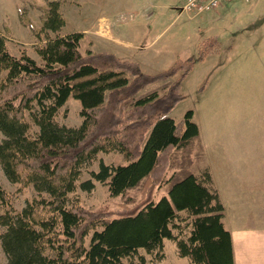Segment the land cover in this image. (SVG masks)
Listing matches in <instances>:
<instances>
[{"label": "trees", "instance_id": "16d2710c", "mask_svg": "<svg viewBox=\"0 0 264 264\" xmlns=\"http://www.w3.org/2000/svg\"><path fill=\"white\" fill-rule=\"evenodd\" d=\"M42 22V28L32 25L38 35L66 24L58 1L43 8ZM84 38L82 31L57 34L36 47L37 60L26 48L12 53L0 28V164L20 190L33 185L40 195L16 210L0 184V208H8L0 214L7 264H134L123 259L140 248L161 259L165 239H176L179 255L191 264H235L226 208L212 175L206 170L199 178L190 168L204 154L195 111L181 120L169 114L184 98L183 82L195 65L219 53L218 39H205L196 57L147 73L138 61L111 52L83 53ZM161 81L168 83L163 94L145 92ZM71 97L81 105L79 128L55 120ZM28 112L39 128L36 136ZM99 151H119L125 159L92 172L112 196L125 197L117 210L69 201L81 166ZM80 187L94 184L90 179ZM133 189L139 195L129 194ZM180 211L194 217L186 239L172 232ZM138 264L149 263L141 256Z\"/></svg>", "mask_w": 264, "mask_h": 264}, {"label": "rangeland", "instance_id": "374dc122", "mask_svg": "<svg viewBox=\"0 0 264 264\" xmlns=\"http://www.w3.org/2000/svg\"><path fill=\"white\" fill-rule=\"evenodd\" d=\"M51 1L59 2L66 24L57 32L45 30L38 35L32 29V25L37 28L43 27V8ZM185 1L0 0V28L8 37V46L12 53L19 55L21 50L26 48L31 56L39 60L36 47L57 34L84 32L85 38L81 43L83 53L91 49L95 51L108 49L101 45L97 46L96 42L93 43L86 35V32L95 30L101 20L100 17H107L115 22L114 29L128 42L125 58L138 61L144 72L158 73L169 68L179 58L196 57L200 48L201 44L197 42L196 37L184 34L185 28L181 25L189 15L179 10ZM259 4L260 1L255 2L254 7L257 8ZM257 9L259 10V7ZM233 15L227 17L222 27L229 26L230 20H236ZM233 28L229 31L233 32L231 31ZM180 29L182 33L181 31L179 33ZM248 29L251 30V27ZM227 36L226 46L223 48L222 44L216 56L210 55L204 61L198 62L185 78L182 86L184 98L169 114L174 119L181 120L188 110L195 111L194 119L201 130L204 154L193 162L190 168L199 178H202L206 170L211 173L208 165L216 170L220 160L226 158L227 163L238 162L247 165L250 180L253 165L254 167L257 165L264 174V44L260 45L258 53L251 48L241 56L240 48L234 50L232 56V52H229L231 46L235 47L236 42H241V39L235 33ZM221 51L225 53L220 54ZM167 86L166 81L157 82L149 85L145 92L156 90L163 94ZM34 110H38L37 105ZM27 120L31 125L30 134L36 136L39 128L34 124L29 112ZM55 120L60 125L79 128L83 122L80 102L69 98L57 112ZM4 138L0 131V142ZM101 163L114 167L124 164L125 159L119 151H99L94 154L80 168L77 187L69 194L70 204L81 202L90 209L105 206L111 210L120 208L125 197L112 196L107 183L92 179V172L98 171ZM90 179L94 184L91 190L80 187L82 182ZM0 184L10 194L11 206L16 210H22L29 201L40 196L33 185L20 190L18 183L9 180L1 164ZM213 187L216 189L214 180ZM138 192V189H133L129 194L139 195ZM162 193L163 189L157 193L156 198L158 199ZM7 209L5 206L1 207L0 214ZM193 219L194 217L187 211L179 212L171 224L175 238L189 237ZM4 231L5 228L0 226V233ZM91 236L92 234L87 239L88 245ZM141 256H144L149 264H191L189 258L179 255L176 239L164 240L161 259L156 258V251L148 252L140 248L136 254L123 260L126 263L138 264ZM7 263L8 257L0 241V264Z\"/></svg>", "mask_w": 264, "mask_h": 264}, {"label": "crops", "instance_id": "0c3cea01", "mask_svg": "<svg viewBox=\"0 0 264 264\" xmlns=\"http://www.w3.org/2000/svg\"><path fill=\"white\" fill-rule=\"evenodd\" d=\"M259 1L261 4L257 6L258 10L254 4ZM179 10L184 12L181 8ZM186 13L189 14L188 18L181 23L182 28H185L184 34L196 37L200 44L207 38L215 37L224 48L228 40L227 35L235 33L241 42H236L235 47L231 46L229 52H232V56L233 51L240 48L241 56L251 48L258 53L260 45L264 44V0H229L221 8L208 14L207 12ZM231 15L235 16L236 20H230L229 26L222 27V23ZM99 19L101 20L95 30L86 32V35L93 43L96 42L97 46L101 45L108 49L101 51L91 49V51L111 52L118 58L126 59L125 49L128 42L124 41L114 29L115 22L107 17ZM248 27H251V30ZM231 28L233 32L229 31ZM180 31L181 29L179 33ZM222 53L225 52L221 51L220 54ZM233 62L234 59L232 64ZM208 166L220 199L226 208L225 221L232 233L235 264H264V174L260 172L257 165L255 167L253 165V172H251L253 174L249 180L247 165L238 162L230 164L227 163L226 158L220 160L216 170Z\"/></svg>", "mask_w": 264, "mask_h": 264}, {"label": "built area", "instance_id": "2783aa9c", "mask_svg": "<svg viewBox=\"0 0 264 264\" xmlns=\"http://www.w3.org/2000/svg\"><path fill=\"white\" fill-rule=\"evenodd\" d=\"M227 1L229 0H186L181 9L193 14H202L216 11Z\"/></svg>", "mask_w": 264, "mask_h": 264}]
</instances>
